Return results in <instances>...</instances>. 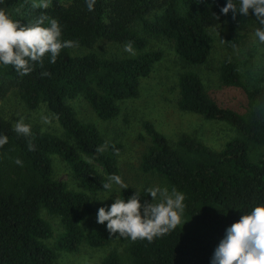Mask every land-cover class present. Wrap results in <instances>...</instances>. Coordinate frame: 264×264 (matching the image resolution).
Segmentation results:
<instances>
[{"label": "trees", "instance_id": "trees-1", "mask_svg": "<svg viewBox=\"0 0 264 264\" xmlns=\"http://www.w3.org/2000/svg\"><path fill=\"white\" fill-rule=\"evenodd\" d=\"M34 2L4 0L0 8L21 25L42 13L55 18L61 25V39L77 44L62 49L55 63H49L45 54L23 77L11 66H0V102L14 90L28 110L45 105L62 130L57 137L32 128L31 135L24 137L0 117V133L8 137L0 148V264H53L61 252L75 253L82 245L94 249L108 245L105 233L85 231L83 223L94 214L91 199L104 192L101 184L110 174L119 175L117 157L122 146L107 142L93 124L78 120L67 101L81 98L98 119L114 120L122 103L139 96L143 80L162 58L160 51L145 50L151 37L168 41L181 64L196 67L206 62L211 50L208 28L222 23L228 14L232 30L259 26L251 10L247 17L237 13L233 18L231 10L221 14L225 0H161L159 4L96 0L91 12L85 0L49 4L46 9L33 7ZM100 40L124 46L131 42L136 54L122 58H103L91 51L71 54L74 48L92 50ZM261 47L264 57V44ZM218 80L223 87L243 88L229 59L220 63ZM260 82L252 90L243 88L248 103L240 114L220 108L195 72L178 74L177 109L222 122L236 136L219 150L188 133L180 134L172 145L151 123L143 122L149 143L140 155L139 169L162 179L170 190L184 193L182 221L150 243L122 238L123 251L108 252L101 264H209L225 227L264 203V158L252 162L248 156L249 147L264 145V71ZM52 156L64 161L82 190L68 189L52 178ZM16 158L22 166L14 163ZM136 191L141 202L151 201L145 191ZM133 192L120 190L118 197ZM41 211L58 218L62 228L51 245L45 243L52 238L51 226L41 218Z\"/></svg>", "mask_w": 264, "mask_h": 264}, {"label": "rangeland", "instance_id": "rangeland-1", "mask_svg": "<svg viewBox=\"0 0 264 264\" xmlns=\"http://www.w3.org/2000/svg\"><path fill=\"white\" fill-rule=\"evenodd\" d=\"M160 1L152 0L155 4H159ZM69 2L71 0H51L50 4L66 5ZM153 14L147 18L152 19ZM231 21L232 16L228 14L222 23L208 28L207 33L212 41L211 50L206 62L196 67H186L181 64L168 41L151 37L145 50L160 51L162 58L154 66L149 77L143 80L139 96L122 103L120 113L114 120L98 119L81 98L67 101L78 120L93 124L107 142L121 144L122 152L117 157L118 172L129 188L143 191L145 187L153 186L168 188L156 175L144 174L139 169L140 155L149 143L142 126L145 121L151 123L172 145L180 134L188 133L211 148L219 150L228 139L236 136L235 132L224 123L205 121L195 115L179 111L176 106L177 76L185 71H193L201 78L206 94L220 108L240 114L246 112L248 100L243 88L252 90L261 84L260 78L264 71L263 48L253 34V26L232 30ZM90 51L103 58L132 57L136 54L134 50L132 53L124 51V45L104 40L98 41L92 50L74 48L71 54L84 55ZM224 59H229L235 64L243 88L220 85L219 65ZM19 115L25 116V122L31 125V129L38 128L41 132L62 136L61 128L45 105L41 104L35 110H28L13 90L0 102V117L14 126V121ZM42 117H47L49 122L44 123ZM248 156L252 162L264 158V145L249 147ZM51 167L54 180L65 183L68 189L82 190L81 186L72 179L68 166L61 158L52 156ZM95 168L98 172L102 171L96 165ZM119 192V187L114 186L113 194L106 201L92 200L94 214L83 223L85 231L99 230L105 233L108 237V245L97 249L82 245L75 253L61 252L53 264H101L108 252L123 251L122 237L115 234L110 237L104 225L95 221L97 208L102 206V203L110 204L112 197H118ZM97 197H104V192L94 198ZM40 216L51 226L52 238L45 241L46 244L51 245L62 231L59 219L48 217L43 211L40 212Z\"/></svg>", "mask_w": 264, "mask_h": 264}, {"label": "clouds", "instance_id": "clouds-1", "mask_svg": "<svg viewBox=\"0 0 264 264\" xmlns=\"http://www.w3.org/2000/svg\"><path fill=\"white\" fill-rule=\"evenodd\" d=\"M4 0H0L3 4ZM51 0H36L33 7L46 9ZM88 11H93L96 0H85ZM231 10L233 18L237 13L241 16H253L258 27L253 29L256 40L264 44V0H225L220 7L221 14ZM47 20V24L45 21ZM61 25L55 18L41 14L33 21L21 25L13 20L3 8H0V66H11L17 76L23 77L34 70V64L41 63L45 54L48 62L55 63L64 48L75 47L77 42L61 39ZM124 51L132 53L131 42L124 46ZM47 75V73H43ZM48 123L47 117H42ZM13 130L24 137L31 135V125L25 122V116L19 115L14 121ZM8 143V137L0 133V148ZM32 150V145L28 146ZM22 166L19 158L14 160ZM114 186L125 190L129 186L116 174H110L101 184L104 197L91 200L106 201L113 194ZM145 193L151 201L143 200L135 190L127 198L112 197L110 204L98 207L95 213L97 224H103L111 237L128 238L132 241L161 237L181 224L185 210V195L176 188L145 187ZM209 264H264V203L252 206L242 213L239 219L224 229L223 236L213 249Z\"/></svg>", "mask_w": 264, "mask_h": 264}]
</instances>
